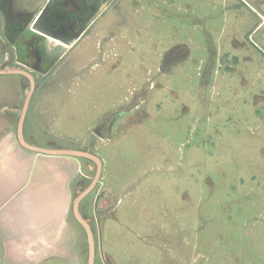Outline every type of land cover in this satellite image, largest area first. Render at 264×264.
<instances>
[{"label":"rangeland","instance_id":"1","mask_svg":"<svg viewBox=\"0 0 264 264\" xmlns=\"http://www.w3.org/2000/svg\"><path fill=\"white\" fill-rule=\"evenodd\" d=\"M45 50L54 65L24 137L101 159L80 207L95 264H264V0H111L73 47ZM26 84L0 75V162L20 146ZM75 159L66 219L55 218L67 196L59 164L43 159L29 176L22 161L0 179V264H87L72 204L96 168ZM95 210L109 213L97 221ZM14 233L52 252L27 260L5 246Z\"/></svg>","mask_w":264,"mask_h":264},{"label":"flooded vegetation","instance_id":"2","mask_svg":"<svg viewBox=\"0 0 264 264\" xmlns=\"http://www.w3.org/2000/svg\"><path fill=\"white\" fill-rule=\"evenodd\" d=\"M49 1L50 0H45L43 4L39 6L38 0H30L28 2L23 0V3H18V6H21L22 8L25 7V10H23L22 8H17L16 0H0V66L5 64L4 68H21L31 74L34 80V91L30 104L34 99L36 92L44 87L45 78L48 76L54 65L53 62H48V58H50L48 55L51 54L45 50V42L50 40L56 42L57 45H61L62 47L71 48L78 42L90 25L99 16L98 15L87 26L73 46L69 47L32 29L33 22ZM101 5H96V0H91V2H88L87 0H53L51 10L43 20L42 24L50 29L57 30L68 40L73 37L90 18L93 17ZM20 77L26 81L27 84L25 86L28 92L30 88L28 79L23 76ZM109 125L110 122L106 125L105 132ZM97 131V133H99V130ZM85 199L86 197L82 202ZM107 213H109L108 210L94 211L97 221L100 219L99 216Z\"/></svg>","mask_w":264,"mask_h":264},{"label":"water","instance_id":"3","mask_svg":"<svg viewBox=\"0 0 264 264\" xmlns=\"http://www.w3.org/2000/svg\"><path fill=\"white\" fill-rule=\"evenodd\" d=\"M111 0L105 1L100 8L96 11V13L93 15L92 18H90L80 29L79 31L70 39H65L61 33H59L57 30L50 29L42 24L43 20L49 13L52 7L53 0H50L46 7L41 11L39 16L36 18V20L33 22L32 29L36 32H39L43 35H46L59 43H62L66 46H73V44L76 42V40L80 37V35L83 33V31L87 28V26L101 13V11L109 4ZM4 65L0 66V75H19L23 76L26 79H28L30 88L27 92V95L25 97V100L23 102L22 109L20 111V115L18 118L17 126H16V138L21 147H23L26 150H29L31 152H35L37 154L46 155V156H68V157H74V158H80V159H86L91 161L95 165V174L92 178L90 184L81 191L77 197L74 199V202L72 204V214L75 218V220L79 223V225L84 229L87 239V249H88V255H87V264H95V238L92 231V228L88 221L81 215L80 213V204L82 200L87 197L96 187L98 184L101 173H102V161L101 159L94 153H91L87 150H69V149H49V148H41L36 147L34 145L29 144L24 137V123L26 114L29 109L30 100L33 95L34 91V80L31 74L21 68H4ZM139 101L131 105L126 111H130L137 107L139 105ZM106 264H112L111 260L106 258L105 259Z\"/></svg>","mask_w":264,"mask_h":264},{"label":"crops","instance_id":"4","mask_svg":"<svg viewBox=\"0 0 264 264\" xmlns=\"http://www.w3.org/2000/svg\"><path fill=\"white\" fill-rule=\"evenodd\" d=\"M43 159H49L54 161L52 164H59V166L52 167L53 168V179L54 181H63L65 183V187L67 188V196H65V202H62V205L64 207V213H58V215L55 216V218L60 219H66L68 218L69 212H70V203H71V196H72V184L75 179H77L80 174V164L79 160L75 159L74 157H68V156H46L37 154L35 152H31L28 150H25L21 148L20 146L14 145L13 147V153L11 155L8 154V157H6V161L2 159V162H0V179L7 182L8 184L16 177L19 164H22V161L25 162L26 160H29L30 166H29V176L31 173L37 171L36 169H39V161H42ZM39 165V166H38ZM40 170V169H39ZM58 174V175H57ZM2 177V178H1ZM28 180L26 181V183ZM0 225V233H2ZM12 237V238H9ZM37 237H40L37 235ZM6 240V241H5ZM4 243L5 246L7 245L6 242H8V250L16 251V252H25V258L27 260H34L39 261L43 259L45 254L47 252L52 251H46L49 250V245H30L28 241H26V237L23 238L20 235L9 234L7 239L5 238ZM22 240H25L26 242L23 244H20ZM19 244V245H18ZM53 249V248H52ZM19 250V251H17ZM24 250V251H23ZM26 252H28L26 254ZM53 252H56V249H53ZM34 253L36 255H34ZM36 264V263H35Z\"/></svg>","mask_w":264,"mask_h":264}]
</instances>
